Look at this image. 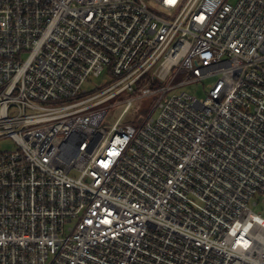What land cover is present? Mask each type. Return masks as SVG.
I'll return each mask as SVG.
<instances>
[{"label": "built area", "instance_id": "1", "mask_svg": "<svg viewBox=\"0 0 264 264\" xmlns=\"http://www.w3.org/2000/svg\"><path fill=\"white\" fill-rule=\"evenodd\" d=\"M5 138L0 264H264V0H0Z\"/></svg>", "mask_w": 264, "mask_h": 264}, {"label": "rangeland", "instance_id": "2", "mask_svg": "<svg viewBox=\"0 0 264 264\" xmlns=\"http://www.w3.org/2000/svg\"><path fill=\"white\" fill-rule=\"evenodd\" d=\"M218 57V51L213 50L205 53L201 58L194 60L195 66H203L204 63H214ZM191 75V71L189 69H182L176 76L173 85L177 86L181 82L185 81ZM213 81V78L207 79L205 81L193 82L183 87H177L170 95L172 94H180L182 92H186L191 94L192 96L202 99L207 95V85ZM114 82V78L103 74L99 78H92L89 82L84 85V90H87L89 93H96L98 90L103 89L104 87L110 86ZM152 90L156 89L157 86H151ZM158 98V96H156ZM125 97H123V100ZM155 101V97H148L146 99H140L133 103L131 109L126 113L122 118V123H133L141 118V116L146 115L143 111L146 108L150 110L151 103ZM119 100L114 99L109 103L103 105V107H109V112L106 118V122L113 125L116 123L118 118L124 111L126 104H119ZM17 146L15 142L11 138H5L0 140V150H13ZM255 212H260V210L255 209Z\"/></svg>", "mask_w": 264, "mask_h": 264}, {"label": "trees", "instance_id": "3", "mask_svg": "<svg viewBox=\"0 0 264 264\" xmlns=\"http://www.w3.org/2000/svg\"><path fill=\"white\" fill-rule=\"evenodd\" d=\"M145 83V81L144 80H141L140 82H139V86H142L143 84ZM155 86V85H154ZM103 89H100V90H98L96 93H98V92H100V91H102ZM96 93H93V94H96ZM89 94H91V93H89ZM149 110L146 108L145 110H144V112L147 114V112H148Z\"/></svg>", "mask_w": 264, "mask_h": 264}]
</instances>
